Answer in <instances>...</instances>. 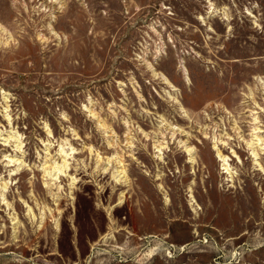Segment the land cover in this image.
Wrapping results in <instances>:
<instances>
[{
    "label": "rangeland",
    "instance_id": "374dc122",
    "mask_svg": "<svg viewBox=\"0 0 264 264\" xmlns=\"http://www.w3.org/2000/svg\"><path fill=\"white\" fill-rule=\"evenodd\" d=\"M253 131L264 0H0V264H264Z\"/></svg>",
    "mask_w": 264,
    "mask_h": 264
},
{
    "label": "bare ground",
    "instance_id": "6f19581e",
    "mask_svg": "<svg viewBox=\"0 0 264 264\" xmlns=\"http://www.w3.org/2000/svg\"><path fill=\"white\" fill-rule=\"evenodd\" d=\"M253 133L254 134L246 142V144L252 149L251 154L253 157H255V160H256V156H257L256 146H259L260 149H264V147L260 146L261 140H262L261 137H259V135H257L256 131H253ZM214 149L216 150L217 157H218L219 161L222 162L221 169L223 170V172L228 174V177H233V175H232L233 173L230 170V165L228 163V159H226V157H223L222 154H220V151L218 150L217 145L214 146ZM61 151H63V149H61ZM186 152H192V149L188 148L186 150ZM63 156L68 157V154L65 151H63ZM189 158H190V162H192L194 159L193 156H190ZM8 163H9L8 166H12L13 163H15V160L8 158ZM67 169H68V167L65 166V164H63L62 166L56 164L54 166L53 170H48V169L44 168L43 172H44L45 176L49 179V182L56 183V182H59L58 180L60 179L61 176L66 175L65 172ZM15 173L16 172L13 169H12V172L9 171V175H14ZM8 183L9 182H6V181H3L2 183L0 182V203L5 205L7 208H9V206H10V204L6 201V192H7V188H8ZM45 184L48 185V183H46V182L44 183V185ZM26 209L28 210L29 214L32 212V209L28 205H27ZM31 215H33V213H31ZM12 219H14V218H12Z\"/></svg>",
    "mask_w": 264,
    "mask_h": 264
}]
</instances>
